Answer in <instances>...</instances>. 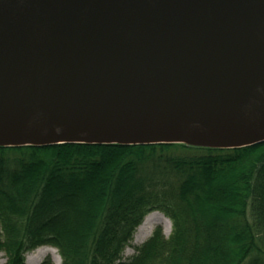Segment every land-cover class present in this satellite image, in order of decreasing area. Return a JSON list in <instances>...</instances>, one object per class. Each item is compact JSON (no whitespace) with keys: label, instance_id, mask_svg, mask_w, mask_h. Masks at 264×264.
I'll return each instance as SVG.
<instances>
[{"label":"water","instance_id":"1","mask_svg":"<svg viewBox=\"0 0 264 264\" xmlns=\"http://www.w3.org/2000/svg\"><path fill=\"white\" fill-rule=\"evenodd\" d=\"M264 142V0H0V147Z\"/></svg>","mask_w":264,"mask_h":264},{"label":"trees","instance_id":"2","mask_svg":"<svg viewBox=\"0 0 264 264\" xmlns=\"http://www.w3.org/2000/svg\"><path fill=\"white\" fill-rule=\"evenodd\" d=\"M153 211L169 235L155 227L120 262ZM42 246L61 264H264V142L0 147L3 264Z\"/></svg>","mask_w":264,"mask_h":264},{"label":"bare ground","instance_id":"3","mask_svg":"<svg viewBox=\"0 0 264 264\" xmlns=\"http://www.w3.org/2000/svg\"><path fill=\"white\" fill-rule=\"evenodd\" d=\"M159 217L166 223L169 222V220L163 216L161 213H158ZM166 223L162 225L164 232H168L170 230V226H168ZM148 226V222L144 220L138 227L137 230L133 236V243H140L142 242L148 235L149 230H145V228ZM45 252V253H44ZM131 252L129 248H125L124 255H128ZM49 254L50 258L55 264H60V257L57 255L56 249L49 246H42L31 252L27 258H26V264H38L42 257Z\"/></svg>","mask_w":264,"mask_h":264},{"label":"rangeland","instance_id":"4","mask_svg":"<svg viewBox=\"0 0 264 264\" xmlns=\"http://www.w3.org/2000/svg\"><path fill=\"white\" fill-rule=\"evenodd\" d=\"M144 220H146L147 222H148V226L145 228V230L147 231V230H149V235L151 234V232H152V230L155 228V227H160L161 229H162V231H163V233H164V235L165 236H167V235H169V233H170V231H171V223L170 222H168V223H166V222H164L160 217H159V215L157 214V212L156 211H153V212H150V213H148V214H146L144 217H143V220H142V222L144 221ZM164 223H166L168 226H170V230L166 233V232H164V229H163V227H162V225H164ZM136 230H137V228L135 229V231H134V234H135V232H136ZM134 234H133V236H134ZM148 235V236H149ZM133 236H132V239H131V241L129 242L130 244L129 245H131L130 247H127V248H129L130 250H131V252L128 254V255H124V252H123V257H122V259H121V261L120 262H124L125 261V259H126V257H128L131 253H132V251H133V248H132V246L133 245H137V244H139V243H133ZM147 236V237H148ZM146 237V238H147ZM145 238V239H146ZM144 239V240H145ZM143 240V241H144ZM36 250V249H35ZM33 252V251H32ZM57 252V251H56ZM31 253V252H30ZM30 253H27V254H25V258H24V261H26V258H27V256L30 254ZM45 253V252H44ZM57 255H58V253H57ZM46 256H48L49 258H50V256H49V254H47V255H45L44 257H46ZM59 256V255H58ZM44 257H42V259L44 258ZM41 259V260H42ZM51 261H52V259H51ZM5 262V255L2 253V252H0V264H3ZM53 262V261H52ZM54 263V262H53ZM25 264H26V262H25ZM55 264V263H54ZM60 264H61V259H60Z\"/></svg>","mask_w":264,"mask_h":264}]
</instances>
